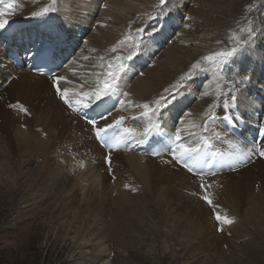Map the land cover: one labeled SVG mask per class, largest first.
<instances>
[{"label": "bare ground", "instance_id": "bare-ground-1", "mask_svg": "<svg viewBox=\"0 0 264 264\" xmlns=\"http://www.w3.org/2000/svg\"><path fill=\"white\" fill-rule=\"evenodd\" d=\"M155 1L58 0L53 6L52 0H6L0 4L3 14L0 19L8 21L5 29L0 30V224L5 231L11 228L8 223L14 215L16 219L25 215L32 219L31 224L23 221L22 226L17 227L29 233L27 247L41 238L46 226L43 218L48 214L56 221L52 229L64 230V239L71 234L79 236L82 228L87 232L83 233L86 236L69 238L72 242L76 239V249L95 248V257L87 258L86 264H107L103 252L108 243V232L112 234L111 241L126 252L127 248H147L151 236L150 229L146 228L151 226L152 214L174 225L169 227L163 223L168 226L165 227L163 247H173L175 253L183 243L190 245L195 239L196 244L211 242L212 248L218 247L219 242H213L216 224H207L206 238L200 237L201 240L196 238L198 233L202 235L197 228L199 222H193L191 227L183 226L181 218L195 213L199 207L203 212L198 218L203 223L215 217L217 212L226 216L223 208L229 219L264 223L261 218L264 216V158L258 154L252 157L253 162L241 164L235 171L227 164L221 167L214 163L210 168L196 169L200 173L197 175L186 173L174 162H164L171 159L115 153L113 149L110 155L114 165L109 172L106 165L101 164V158L109 153L101 143L99 145L83 113L69 109L55 90H66L70 100L79 99L80 94L94 90L98 75L106 73L111 62L112 70L119 77V88L114 95L98 103L103 105L102 111L111 110L109 121L123 116V127L142 131L143 109L129 106L121 110L120 93L127 92L126 102L131 100L138 105L166 95L164 89L174 84L193 63L217 50L227 49L221 45L234 36L231 31L240 24L243 25L241 29L250 23L253 25L255 17L236 22L244 14L246 5L254 4L255 0H169L158 18L153 12ZM9 2L12 7L8 6ZM171 4L175 6L173 12H170ZM53 7L54 11L51 10ZM45 8L50 10L44 12ZM260 12L264 14V10ZM253 14L258 16L257 12H251ZM220 15L227 17L222 20ZM164 19L167 21L163 22ZM260 20H255L256 24L264 25ZM139 28L154 33L162 28L165 32L158 33L149 50V37L145 36L141 43L143 49L134 51L132 45L140 41L136 31ZM257 30L256 27L255 42L234 57L224 67V73L216 71L196 76L194 81L187 82L186 89H180L168 107L161 110L166 132H174L180 126L179 120L184 119L183 127L196 132V136L190 137L196 142L201 135L199 126L204 112L214 101L227 98L233 86L230 83L229 88L224 87L226 83L221 77L229 84L244 76L241 71L246 70L250 79L237 85L243 105L235 113L237 116L243 113V118L235 122V127L223 120L218 122L216 132L221 135V141H217L216 148L228 152L233 150V143L242 147L254 145L253 134L246 133L247 141L244 142L233 130L245 128L248 118L255 122H249L251 127L259 129L258 125L264 123V31L259 34ZM44 31L52 40L58 41L55 50L60 46L69 50L53 61L65 65L56 75L64 79L57 83L53 78L46 79L27 71L31 64L24 50L29 48L36 52L41 49L29 45V38L32 36L41 41L45 38ZM240 37L236 39L240 40ZM121 40L125 43L113 53L111 49ZM162 40L166 47L160 50ZM133 52L132 58L128 59ZM141 67L145 69L141 70ZM210 76H216L217 85L213 88L208 87ZM221 88L224 90L220 91ZM17 102L28 109L27 115L9 107ZM173 104L181 106L174 111ZM93 109L87 110L90 115L100 112L96 105ZM216 111L222 115V108ZM193 124L195 128L191 127ZM259 138L260 146H255L264 147V137L259 135ZM38 159L46 166L42 173L38 168V176L31 178L30 166ZM135 190L138 193L131 195L130 192ZM205 195L213 201L212 205L202 198ZM57 210L59 214L54 217ZM177 226L182 228V233ZM129 257L149 262L139 252L129 253Z\"/></svg>", "mask_w": 264, "mask_h": 264}, {"label": "snow or ice", "instance_id": "snow-or-ice-1", "mask_svg": "<svg viewBox=\"0 0 264 264\" xmlns=\"http://www.w3.org/2000/svg\"><path fill=\"white\" fill-rule=\"evenodd\" d=\"M6 0H0V4L5 3ZM58 0H52V5H56ZM167 0H160V5H164ZM9 7H12L11 2L8 3ZM50 9L45 8L43 11L47 12ZM51 10H55L53 7ZM163 13V8L161 9ZM0 15H3L0 13ZM37 15V13H33ZM151 18V17H150ZM8 21L5 19H0V30L5 29ZM137 34L140 35V41L135 42L132 45L134 51H139L141 48V43L144 42V37H154V31L145 32L144 28H139L136 30ZM241 31H246L247 39L236 40L235 45L230 49L217 50L209 55L202 57L201 60L196 61L190 67V69L180 76V78L169 88L164 89L165 94L159 95L150 102L144 103L142 105L135 104L131 100H126L124 98L128 97L127 92L120 93L121 99L119 100L122 106L121 110H126L129 106L142 108L141 116L145 118L146 123L143 126L142 131H138L134 128L123 127L124 117L121 116L114 121H109L108 116L111 115V110L96 112L95 115H90L87 110L93 109V105L96 108H100L101 105L99 101H103L106 98L114 95L119 88L118 79L119 77L112 70L113 64L110 62L108 64V71L106 73H101L98 75L96 80V85L94 90L80 94V98L76 100H70L68 98V92L60 88L56 89L57 94L63 100V103L77 114L83 113V118L86 123L91 126V131L94 133L95 138L105 147L109 155H106L105 159L111 163V151L113 149H118L121 146H125L128 141L134 140L137 145L146 144L153 137L164 136L167 140V154L171 156V160H165L167 163H175L186 168L189 172L199 175L196 169L203 167H212L213 164H218L221 167L227 164L233 171H235L239 165L248 164L253 162L252 157L254 155H259V157L264 158V147L257 148L255 145L251 147H242L239 144L233 143L231 148L233 150L228 152H223L217 150L215 143L213 141H221V135L216 132V128L219 126V121L229 123L232 127H235V122H239L243 118V113L239 116L235 113L239 112L241 106L243 105V100L238 93L240 89L237 85L248 82L250 77L247 75L242 76L239 80L233 83L232 88L229 90L227 98L218 99L209 105L207 110L202 116V124L199 126L201 133L207 135H200L196 142H192L190 137L196 136V132L189 131L187 128L183 127L185 124L184 119L179 120V127L175 128L174 132H166L163 127L162 119V109L168 107L170 103L176 98V94L180 93V89H186L188 81H194L196 76L207 72L223 71L224 66L227 65L234 57L238 54H242L243 51L251 47L255 42L256 30L251 26ZM264 31V29H261ZM150 42V41H149ZM125 40L119 41L111 51L115 53L120 45L124 44ZM133 53H130L128 59L132 58ZM104 58L101 57V60ZM119 59V57H117ZM103 67V64L101 65ZM122 67V66H121ZM64 77H56L53 75V82L57 83L59 80H63ZM207 95V93H204ZM10 108L17 109L19 112L28 114V109L22 103L9 104ZM222 108V115H218L216 109ZM95 111V109H93ZM185 115H191V113H186ZM195 128L196 125H192ZM259 135L264 137V123L258 125ZM118 129H122L121 132L117 133ZM151 155L159 156L161 153L159 151L150 153ZM215 174L214 172L212 173ZM204 175H207L205 173ZM127 187V185H126ZM203 187V185H202ZM209 205L213 204V201L209 199L207 195L202 197ZM218 222L224 224H232L233 221L227 216H222L220 213H215ZM222 230V229H220Z\"/></svg>", "mask_w": 264, "mask_h": 264}, {"label": "rangeland", "instance_id": "rangeland-1", "mask_svg": "<svg viewBox=\"0 0 264 264\" xmlns=\"http://www.w3.org/2000/svg\"><path fill=\"white\" fill-rule=\"evenodd\" d=\"M263 2H258L257 0H255L253 2L254 4L250 3L249 6L246 5V9H244L243 11L244 14L241 15L239 17L241 19L236 22L242 21L244 19L249 21L255 16L257 18L256 19L255 17L253 18L254 23L251 26L254 27L255 30L257 27L258 28L257 32L260 33L261 29H264V25L261 22L259 25L256 24L255 20L261 21L260 19H262L264 21V14L260 12L264 10ZM255 4L257 7L255 6ZM163 6H161L160 9L163 8ZM254 8H256L257 10ZM225 9L227 8L224 7V10ZM251 12H257L258 16L254 14L251 15ZM219 17L223 20L227 16L220 15ZM240 26L237 25L236 28H234V31L230 30L234 34V36L231 35V38L236 37L239 39V36L241 35L240 39H247L246 31H242L243 33L241 32V27H243V25L241 27ZM248 27L249 26L244 27V29L246 30ZM236 38L235 40H238ZM255 39H257L256 36ZM235 40L229 39L230 42L228 41L227 43H223V45L227 49H229L235 45L234 43ZM241 72L243 73V75H247V76L249 75V72L246 70H242ZM223 83H226L224 87L229 88L230 83L233 84L234 81H231L228 84V81L224 80ZM240 129L243 130V128ZM248 129L250 132L252 133L254 132L253 126L251 127L250 125H248ZM253 135H254L253 138L254 145L260 146V142L258 143V141L261 140L259 138V135H256L255 133H253ZM243 137L244 139H246L245 135H243ZM101 159H102L101 164L103 166L106 165L108 171L112 172V167L114 165L113 160L111 159V163L109 165V163L106 161L105 158L104 159L101 158ZM44 166L46 165L42 159L36 160L30 166L31 178H35L38 176V173L36 172L38 168H41L39 170L42 173L44 171ZM137 193L138 192L136 190L130 192L131 195H135ZM194 202H198V201H194ZM223 209H224V214L228 216L226 214V209L225 208ZM23 212H25V210H23ZM171 212L174 213V209H172ZM201 212H203V210L199 207L198 210L197 209L195 210V213L185 215L184 217H182L181 219L184 220L183 226L187 228V226L191 227L193 222L194 223L195 221L197 223L199 222V224L201 225L198 224L197 228L198 229L200 228V233L202 235L200 236V234L198 233L197 236L198 235L199 236L196 238L198 240H201L202 237L204 239L206 238L205 232L208 229L207 224L208 223L216 224L217 228H215L216 230L214 231V239H213V242L214 241L219 242L218 243L219 245L216 249L212 248L211 242L208 244L207 243L196 244L195 243L196 239L194 240L193 244H190L191 246H193L192 248L189 247L190 245L183 243L182 246L178 247L176 253L173 252V247H169L168 249H166L165 247H163V239H165L163 236L166 231L165 227L168 226L170 227L174 225H172L171 223L169 224V222H163L161 221V219L156 218L155 214H152L153 220L151 224L149 223V225L151 226L146 228V229H150L148 232L149 235L151 236V241L148 242L149 245L145 249L140 250L134 248H127L128 252H126L124 248L120 247L118 244H115L114 241H111L112 240L111 232L107 233L108 243L105 247V252H103V254L106 257L105 260L107 264H264V223H259L256 220L255 224H252L251 222L244 223L243 219H236V220L231 219L233 223L228 225L218 222L216 216L210 217L207 223H203L200 222L198 218V215ZM53 214L54 217H57L59 214V210H57V212L54 211ZM15 217L16 216L14 215V217H12L10 222L8 223L10 224L11 227L10 229H6L5 231H2L3 230L1 229L2 224H0V231H1L0 232V264H75V263L86 264L88 259L94 258L96 255V252H94L96 251L94 247L88 246L85 247L84 249L79 250L74 247L75 246L74 242L76 241V239L73 242L71 241L72 238H76L79 237L80 235L82 236L87 234V232L84 231L83 228L81 229L79 236H76V234H71L69 237L64 239L65 236L64 230L55 231L54 229H52L56 225V221L53 220L52 215L49 214L43 218V220L46 221V226L40 235L41 238L37 240L34 244H30V246L27 247L26 242L29 233L27 232V230L23 229L21 231L17 227L20 228L23 224V221L24 224H29L32 221V219L27 218L28 216L26 215L24 217L21 216L19 219H16ZM261 218L264 221V216H262ZM163 223H165V225L168 224V226H165ZM179 226H177V229L181 230L182 228H178ZM220 228H222V230H220ZM172 229L173 231L176 230V228H172ZM168 231L169 229L167 230V232ZM84 232L85 234H83ZM218 236L219 237L221 236L222 238L221 237L219 238ZM223 236L224 237L227 236V237L224 238ZM23 240L24 242H22ZM94 244H96V242H94ZM138 252L149 262L147 263V261L143 262L139 260L135 261L129 257V253L135 254ZM73 253L74 255L72 257Z\"/></svg>", "mask_w": 264, "mask_h": 264}]
</instances>
